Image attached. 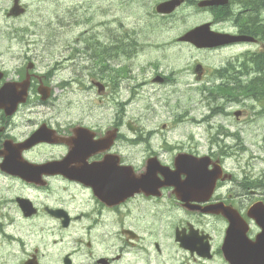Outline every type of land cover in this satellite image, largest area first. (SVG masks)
Wrapping results in <instances>:
<instances>
[{
  "label": "rangeland",
  "instance_id": "374dc122",
  "mask_svg": "<svg viewBox=\"0 0 264 264\" xmlns=\"http://www.w3.org/2000/svg\"><path fill=\"white\" fill-rule=\"evenodd\" d=\"M161 1L21 0L24 13L12 17L7 15L12 0H0V68H9L12 72L10 77L18 78V63L22 61L25 66L28 61H32L34 68L30 71L36 75H46L47 82L53 86L55 106L66 108L71 122L94 123L103 132L111 128L122 110L123 124L132 121L144 136L148 131L158 132V135L153 134L150 138L155 147L158 141H166L176 149L199 155L220 152L227 172L234 173L238 178L249 176L251 179L264 180V92L256 98L246 99L244 103L225 105L222 100L213 102L219 94L211 79L215 67L226 62L240 65L246 53L253 55L254 61L243 71L246 73L254 69L256 53L261 47L247 42L209 52L179 43L177 37L187 26L190 28L207 20L212 13H196L187 8L182 9L186 6L183 5L164 23L161 20L163 16L157 15L154 10L156 3ZM217 26L227 27L220 23ZM119 38L126 41L133 39L137 53H132L131 57L120 54L105 62L110 70V83L106 82L107 91L99 94L90 80L99 75L101 62L96 54L99 48L86 52V45L94 40L112 45L113 40ZM89 52L92 55L87 57ZM197 63L205 68L201 80L196 79L193 70ZM156 75L165 78L164 81H153ZM253 75L251 73L250 77ZM241 85L234 84V87L239 88ZM228 91L223 87L224 93ZM241 95L240 90H235L229 97ZM46 106L51 105L42 107ZM239 108L245 115L237 120L234 112L239 111L236 110ZM220 127L227 133L219 132L217 135L216 131ZM123 134L133 138L126 124ZM230 134H237L244 148L237 145ZM215 139L219 140L220 146L230 147L218 148L213 144ZM169 153L172 155L174 151ZM171 157L166 154L162 161L169 163ZM146 158L144 152H133L131 162L141 170ZM73 193L75 201L80 204L89 198L86 192ZM253 195L249 196L253 199ZM171 206H167L166 202L161 205L160 202L159 205L148 204V208L143 207L137 213L136 210L133 213L132 207L129 209L125 220L127 224L131 223L139 236L138 243L142 250L139 257L148 259L151 264H194L191 263L193 260L189 252L175 242L173 230L178 224L186 221L193 224L192 221H199L203 217L187 214L179 220L177 215L168 220L167 224L172 226L169 228V237L164 239L176 244V248L172 249L168 241H161L160 235L154 231L156 225L164 228V225L160 226L159 216H163L166 221L165 216L171 217L177 213L166 208ZM34 221L22 220L18 212L12 209L0 211V222L7 233L22 236L30 230L19 234V228L22 225L31 227L30 223ZM206 224L205 230L215 242V255L203 263L228 264L222 254L217 252L225 227L212 218ZM117 230L118 226L112 230V237L118 242L116 250L108 243L105 246V252H113L111 256H114V252H120V248L126 244L118 237ZM44 232L40 229L32 235L37 236L36 241L44 243ZM30 237L31 233L28 239ZM12 247L0 242V264H17L19 260L12 255ZM178 250H181V254ZM124 256L122 264H133L131 254L128 258ZM139 261L143 262L142 259Z\"/></svg>",
  "mask_w": 264,
  "mask_h": 264
},
{
  "label": "flooded vegetation",
  "instance_id": "af4514ba",
  "mask_svg": "<svg viewBox=\"0 0 264 264\" xmlns=\"http://www.w3.org/2000/svg\"><path fill=\"white\" fill-rule=\"evenodd\" d=\"M246 1L248 0H228L227 17L223 20L219 17L217 19V23L222 24L223 27L227 25L220 31L248 33L261 30L262 22L260 20L264 14L261 8L264 7V0H250V3H245ZM246 4H253V7H250L252 19L248 16L250 8L246 7ZM225 28L227 30H224ZM1 70L4 72L5 80L9 81L8 70ZM102 70L99 69L98 72L101 74ZM230 70L229 67L216 68L214 72L216 80L232 81L234 74ZM23 72L25 74V69ZM2 83L3 81L0 82V85ZM50 101L51 99L42 101L37 92L31 91L26 102L13 113L0 109V152L4 150L6 155L0 154V210L10 204L11 209L18 212L22 220L35 219L34 222L30 223L31 227L22 225L19 234L30 230L22 236L8 234L0 222V240L8 246H13L12 255L20 260L17 264H25L33 256L36 257L39 264H72L74 259L81 264H122L124 250H127L125 245L120 248V252H114V256H111L113 252H105L106 243L114 247L115 250L118 247V242L112 237L114 236L112 233L114 227L110 226L109 232L104 228L110 215L112 219L109 223L118 226V237L124 240L128 246H137L139 236L131 223L127 224L125 220L129 215V208L139 210L146 207V204L159 205L160 202L161 205L162 202H166L167 206L173 205L171 207L175 208L181 207L180 202L172 194V188H162V194L159 197L140 192L121 204H118L119 199L117 198L116 205L109 207L107 203L113 199L111 195L99 199L94 195L91 186L70 180L62 173L50 172L49 168L52 166L43 165L50 161L62 160L66 156L69 151L66 140H62L63 143H36L28 149L20 148L18 150L16 144L26 141L43 125L46 126L47 133L63 139L73 137L72 128L76 126L88 130L85 136H88L90 141H96L105 136L108 129L101 132L97 124L71 122L69 120L70 113L66 108L38 107V105L50 104ZM122 125L121 118L120 121L117 120L112 124V127L118 128L119 132L115 141H112L108 148L105 150L97 149L95 152L91 148L88 150V156L83 158L82 164L69 163L65 166L67 169L88 168L92 170V175H96L97 172L94 170L99 168L108 177V180H104L105 182L102 184V180L99 179L93 184L96 187V193L107 195L120 187L124 178L118 175L122 172V168L119 166H131L134 168L135 174L143 171L144 166L139 170L131 162L133 152L141 154L144 152L147 158L157 157L161 163L170 167L174 163V155H170L167 151L166 143L158 141L160 145L155 147L150 139L140 141L126 139L122 133ZM132 126L136 127L135 125ZM230 135L234 137L236 144L241 146L237 134ZM166 154L169 158L172 156L169 163L162 161ZM209 155L211 158L214 157L213 152H210ZM107 156L113 157L108 163L96 165L97 162L103 161ZM117 159H119L118 163L116 162ZM102 172L99 173L102 174ZM231 179V187L227 188L225 181L217 184L218 192H215L216 195L214 194L212 202H223L225 205L235 207L241 216L250 222L246 216V209L251 202V197L248 195V193L250 194L249 182L234 177ZM162 180L163 176L157 174V177H153L152 182L157 184ZM76 191L86 192L89 196L88 200L86 198L81 204L77 203L73 193ZM19 198L29 199L35 207V214L25 217L20 207ZM57 209H63L68 213L67 226H63L62 218H57L51 213ZM44 227L48 229L46 232L51 233L53 231L55 234L49 240L45 238L44 243H41L36 241L37 236L32 235V233L40 231ZM133 232L137 237L133 235ZM30 233L31 237L28 239ZM94 241L100 242L95 243Z\"/></svg>",
  "mask_w": 264,
  "mask_h": 264
},
{
  "label": "water",
  "instance_id": "95a60500",
  "mask_svg": "<svg viewBox=\"0 0 264 264\" xmlns=\"http://www.w3.org/2000/svg\"><path fill=\"white\" fill-rule=\"evenodd\" d=\"M17 1V0H15ZM181 0H169L166 2L161 3L158 5L157 10L159 12H171L175 6H177ZM226 0H205L200 2V5H218L225 3ZM22 11L17 5H15L11 9V13L14 15L19 14ZM208 24L200 25L189 32H187L181 40H187L193 43L197 47H204V46H216L218 44L229 43L230 41L234 40L232 36L226 34H217L208 29ZM236 40H249L246 37H235ZM200 66L197 65L195 68V72L200 73ZM14 106V103L11 104V107ZM10 107H8L9 109ZM77 140L72 144L71 150L69 155L65 158L63 162H65V166L68 162H76L78 164H82L84 161L83 153L79 151V147L76 145ZM185 155L181 154L179 157H183ZM194 157H186V162H190L187 168H194L199 164L198 158ZM175 164H178V159L176 158ZM63 167L58 169L59 172L64 174H69L72 177L82 180V175L87 174L90 171H82L80 172L79 169H70L67 170V167ZM124 173H120L118 175H122ZM123 176V175H122ZM103 182L108 180V177L104 174L102 175ZM105 180V181H104ZM197 189H190L186 188V190L181 188L176 189V194L179 197H183L186 201L192 199ZM108 195H111L108 194ZM261 203H257L252 207V209L257 210L256 220L258 224L263 226V232L257 236L256 241H251L246 236V228L240 229L234 219H231V224L229 226V230L227 231L226 238L224 240L222 251L226 260L229 261L230 264H264V207L260 208ZM254 217V216H252ZM200 254L203 256H209L207 252H201Z\"/></svg>",
  "mask_w": 264,
  "mask_h": 264
},
{
  "label": "bare ground",
  "instance_id": "6f19581e",
  "mask_svg": "<svg viewBox=\"0 0 264 264\" xmlns=\"http://www.w3.org/2000/svg\"><path fill=\"white\" fill-rule=\"evenodd\" d=\"M113 43L114 44H112V45H109V44L105 45V44H102L98 40L97 41L94 40L93 42H89L86 45L85 51L88 52L89 50H92V49H95L96 47H98L99 52L105 50L107 52V54L109 56H112V57H116L122 53L131 52V54H132L134 52L135 41L133 39L126 41L122 38L121 39L119 38V39L113 40ZM89 55H90V52L87 54V57H89ZM91 55H92V53H91Z\"/></svg>",
  "mask_w": 264,
  "mask_h": 264
},
{
  "label": "trees",
  "instance_id": "16d2710c",
  "mask_svg": "<svg viewBox=\"0 0 264 264\" xmlns=\"http://www.w3.org/2000/svg\"><path fill=\"white\" fill-rule=\"evenodd\" d=\"M254 1V0H253ZM248 3H250V0H249V2ZM249 7H253V4H249L248 5ZM251 19H252V15H251ZM251 22H253L252 20H251ZM249 33H251V34H253V35H260V37H262L263 39H264V26L263 27H261V30H256V32H249ZM263 57H264V55L263 54H258V55H256V59H263ZM220 87V86H219ZM260 90H264V80H261L260 82H257V83H254V84H251V86H250V92H251V94H256L258 91L260 92ZM249 92V87H248V89H247V93ZM261 93V92H260Z\"/></svg>",
  "mask_w": 264,
  "mask_h": 264
}]
</instances>
